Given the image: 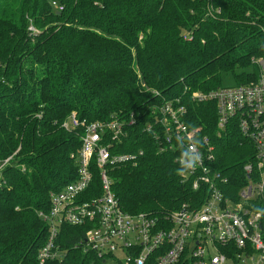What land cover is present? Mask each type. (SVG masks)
<instances>
[{
  "label": "trees",
  "instance_id": "obj_1",
  "mask_svg": "<svg viewBox=\"0 0 264 264\" xmlns=\"http://www.w3.org/2000/svg\"><path fill=\"white\" fill-rule=\"evenodd\" d=\"M261 56L264 0H0V159L11 156L0 186V264H115L85 246L88 223L69 222L58 226L60 256L38 260L49 228L39 211L77 176L83 128L62 124L72 111L134 120L111 150L141 153L109 167L126 211L161 217L206 195L176 174V148L158 152L144 129L166 100L186 106L193 136L212 139L228 178L221 190L237 198L253 179L243 168L253 143L233 117L219 133L215 102L191 92L255 80ZM91 165L84 198L100 192Z\"/></svg>",
  "mask_w": 264,
  "mask_h": 264
},
{
  "label": "built area",
  "instance_id": "obj_2",
  "mask_svg": "<svg viewBox=\"0 0 264 264\" xmlns=\"http://www.w3.org/2000/svg\"><path fill=\"white\" fill-rule=\"evenodd\" d=\"M257 64L258 76L253 81L194 90L191 96L196 102H215L219 133L233 117L243 136L253 143L254 158L243 165L247 174L253 173V179L237 198L221 190L228 178L216 166L212 139L203 133L193 136L196 128L190 129L183 116L186 106L178 100H166L144 129L152 132L158 152L176 148L178 165L183 150L178 138L184 139V147L189 134L200 141L201 163L180 177L189 179L193 189L204 188L206 195L197 207L183 202L179 209L161 217L126 211L113 190L109 167L134 162L141 153L111 150L113 141L125 133V123L134 120H86L75 111L69 113L63 126L83 128L77 176L61 190L51 192L49 209L39 211L49 227L38 252L39 262L60 256L58 226L69 222L88 223L85 246L123 264H264V214L254 207L259 201L264 208V56L257 59ZM10 157L0 159V186L4 183L2 170ZM91 164L98 168L100 192L84 198L94 175ZM117 250L124 253V259L116 255Z\"/></svg>",
  "mask_w": 264,
  "mask_h": 264
},
{
  "label": "clouds",
  "instance_id": "obj_3",
  "mask_svg": "<svg viewBox=\"0 0 264 264\" xmlns=\"http://www.w3.org/2000/svg\"><path fill=\"white\" fill-rule=\"evenodd\" d=\"M178 142L181 144L183 150L179 157V168L176 169V174L183 177L201 163L202 157L201 153L198 151L200 141L189 134L187 137V147H184L183 138H178Z\"/></svg>",
  "mask_w": 264,
  "mask_h": 264
},
{
  "label": "rangeland",
  "instance_id": "obj_4",
  "mask_svg": "<svg viewBox=\"0 0 264 264\" xmlns=\"http://www.w3.org/2000/svg\"><path fill=\"white\" fill-rule=\"evenodd\" d=\"M193 92H194V91L191 92V96H192ZM116 255H117L120 259H124V253H123L122 251L117 250V251H116ZM108 260H109L110 262H114L115 264H118V261L114 260V258H112V257H111V258H108Z\"/></svg>",
  "mask_w": 264,
  "mask_h": 264
}]
</instances>
